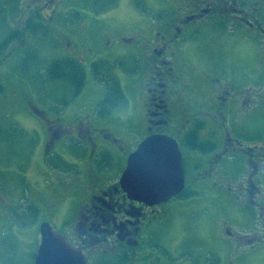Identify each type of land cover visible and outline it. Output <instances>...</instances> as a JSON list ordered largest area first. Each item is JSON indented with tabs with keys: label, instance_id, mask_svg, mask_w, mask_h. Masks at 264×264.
Segmentation results:
<instances>
[{
	"label": "flooded vegetation",
	"instance_id": "1",
	"mask_svg": "<svg viewBox=\"0 0 264 264\" xmlns=\"http://www.w3.org/2000/svg\"><path fill=\"white\" fill-rule=\"evenodd\" d=\"M21 1L0 0V27L12 29L0 63L13 61L12 72L28 80L19 69L24 49L41 47L51 58L33 61L44 66L32 79L57 80L48 72L54 60H74L86 74L77 95L28 105L42 121V153L34 164L23 160L12 185L26 186L27 196L13 199L0 172V264H35L43 222L84 264H240L264 251V0H130L135 16L113 24L103 0ZM245 42L248 62L233 54ZM102 43L107 53L122 48L120 56L94 60ZM101 60L119 84L114 65L126 79L124 107L109 111L113 90L100 103L109 84L89 66ZM158 133L177 142L183 187L146 202L119 179L139 142ZM30 166L41 174L28 178ZM236 210L248 220L230 215ZM205 217L210 239H197L191 226Z\"/></svg>",
	"mask_w": 264,
	"mask_h": 264
},
{
	"label": "rangeland",
	"instance_id": "2",
	"mask_svg": "<svg viewBox=\"0 0 264 264\" xmlns=\"http://www.w3.org/2000/svg\"><path fill=\"white\" fill-rule=\"evenodd\" d=\"M28 1L29 0H22L20 2V7L27 4ZM111 7L113 8L109 12L110 18L107 22L109 24L119 21L127 23L135 16L134 7L130 0H118L117 3L115 2ZM92 25H96V23H92ZM203 29L207 30L206 27H203ZM11 30L10 26L3 25L0 27V43L8 36ZM201 42L203 45H208L205 38H202ZM113 43H115L114 39ZM105 47L106 45H103V43L102 45L97 46L94 60L106 59L113 61V59L120 56V50L122 48L113 45L108 48L110 53H107ZM205 47L206 46H204V48ZM24 52L26 53L25 56H28L26 60L32 63L31 66L35 60H41L44 63V60L48 61L51 58L50 55L46 53V49L41 47L34 48L29 46L24 49ZM233 54L235 57L241 58L244 62H248L254 57V54L249 52L246 42L244 45H238ZM2 55L3 50L0 51V58ZM199 57L202 60L205 58L204 55H200ZM127 58V56L123 57V66L126 64L127 67H130ZM114 61L115 63H118V61ZM13 63V61L4 64L0 63V85L4 86V91L0 93V172L6 176V184L11 185L13 189V199H16L19 194L23 193L25 196L28 195L26 186H23V188L12 186L16 185L17 182L20 184L17 177V171L19 170V167L24 164L23 160L25 158L29 159L30 156L32 164H34L37 156L40 159L42 144L44 141L42 121L29 110L28 105L31 102V104L46 108L48 103L51 102V98L53 100L59 98L60 100L66 99L71 93V89L69 84L64 81H50L45 73H41L39 77H34H38L37 79H32L29 77L31 76L30 74L37 71V68L33 67H30L25 71L27 75L26 79L28 80H23L24 78L16 75L15 71L12 72L14 68L16 69V67H18L17 65H13ZM44 64L39 65L38 68L43 67ZM112 72H115L120 78L121 87L128 97V87L124 75L119 71V68L116 65H114ZM90 79L91 76L89 73L87 74L86 79V90L90 85ZM10 123L16 124V126L10 128ZM28 159L26 160L27 162ZM22 167L23 166L20 168ZM33 174L38 175L41 173L38 171L37 174L35 168L30 166V172L27 177L31 178ZM50 178L52 177L50 176L49 179ZM23 182L24 181L21 183L22 185ZM48 185L49 187L53 186L50 183V180H48ZM56 188H60V186L58 185ZM231 214H233L232 216L239 221H247L249 218L244 212L237 210L230 212V215ZM209 223V217H205L204 220L197 221L195 225L191 226L192 233L197 239H210ZM183 226L190 229L188 219L184 221ZM34 232L35 231H32V233ZM27 234H29V232H27ZM239 263L264 264V251L246 253L240 257Z\"/></svg>",
	"mask_w": 264,
	"mask_h": 264
},
{
	"label": "water",
	"instance_id": "3",
	"mask_svg": "<svg viewBox=\"0 0 264 264\" xmlns=\"http://www.w3.org/2000/svg\"><path fill=\"white\" fill-rule=\"evenodd\" d=\"M184 174L176 140L166 134L144 138L128 158L119 182L132 198L159 202L169 199L183 187ZM35 264H84L82 253L66 244L63 236L43 222Z\"/></svg>",
	"mask_w": 264,
	"mask_h": 264
},
{
	"label": "trees",
	"instance_id": "4",
	"mask_svg": "<svg viewBox=\"0 0 264 264\" xmlns=\"http://www.w3.org/2000/svg\"><path fill=\"white\" fill-rule=\"evenodd\" d=\"M112 4L113 0H103V4L102 6H100V8L106 9ZM26 58H28V56H26ZM29 64L30 61L26 60L23 64L19 66L20 71L24 73L27 69L33 67L37 68V71L35 73H39V64H33L32 66ZM112 66V63L104 60H101L97 64H91L89 66V69L92 74L94 73V78H97V74H99L100 78H105L108 82L107 84H109L106 87L107 90L105 96L101 98L100 103L108 102V91L113 90L116 93V97H114V101L112 102V106H110L111 108L109 109V111L113 108L124 107L127 102V97L125 96L117 77L113 75L110 71V68H112ZM48 72L50 74V78L68 83L69 86L72 88L73 94L77 95L83 87L86 69L84 66L74 60H68L65 65H62L61 62L59 63V61L57 62L54 60L52 64L48 66ZM3 90L4 86L0 85V92H2Z\"/></svg>",
	"mask_w": 264,
	"mask_h": 264
}]
</instances>
